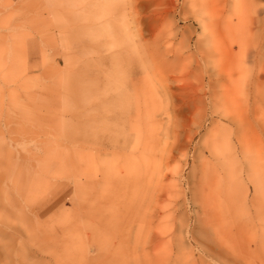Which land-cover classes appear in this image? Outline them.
Listing matches in <instances>:
<instances>
[{
    "label": "rangeland",
    "instance_id": "1",
    "mask_svg": "<svg viewBox=\"0 0 264 264\" xmlns=\"http://www.w3.org/2000/svg\"><path fill=\"white\" fill-rule=\"evenodd\" d=\"M0 264H264V0H0Z\"/></svg>",
    "mask_w": 264,
    "mask_h": 264
}]
</instances>
